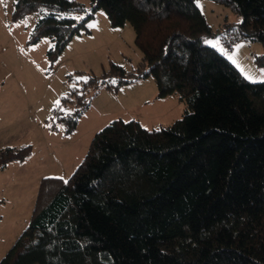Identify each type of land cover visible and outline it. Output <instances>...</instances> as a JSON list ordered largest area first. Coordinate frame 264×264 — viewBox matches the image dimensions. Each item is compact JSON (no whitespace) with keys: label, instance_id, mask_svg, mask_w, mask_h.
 <instances>
[{"label":"trees","instance_id":"trees-1","mask_svg":"<svg viewBox=\"0 0 264 264\" xmlns=\"http://www.w3.org/2000/svg\"><path fill=\"white\" fill-rule=\"evenodd\" d=\"M218 1L242 17L231 42L264 45V0ZM101 8L113 26L132 25L143 60L72 90L66 101L80 107L62 116L67 131L90 106L89 87L146 77L185 112L157 129L120 118L98 131L67 180H41L0 264H264V81L205 42L214 34L196 0H16L13 16L37 15L29 44L50 38L54 58ZM31 154L0 149V171Z\"/></svg>","mask_w":264,"mask_h":264},{"label":"rangeland","instance_id":"rangeland-1","mask_svg":"<svg viewBox=\"0 0 264 264\" xmlns=\"http://www.w3.org/2000/svg\"><path fill=\"white\" fill-rule=\"evenodd\" d=\"M74 1L89 7V0ZM15 2L0 0V149L30 145L32 154L27 161H11L0 171V260L27 227L41 180H67L98 131L120 118L138 120L148 129L165 127L181 118L186 108L178 94L159 96L153 77L114 89L89 87L90 106L68 132V122L62 116L80 107L66 101L72 90L93 76L101 78L111 64L131 71L142 62L134 29L130 23L113 26L105 10L98 9L87 22V30L75 35L51 58L50 38L29 44L37 15L15 19ZM196 3L214 34L205 42L229 59L245 78L263 82L264 45L246 38L229 39L231 26L242 17L218 0Z\"/></svg>","mask_w":264,"mask_h":264}]
</instances>
